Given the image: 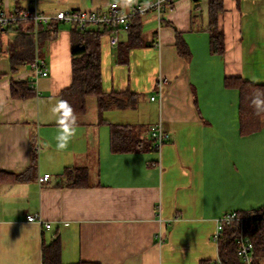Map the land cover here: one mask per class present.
I'll return each instance as SVG.
<instances>
[{
	"label": "crops",
	"instance_id": "obj_1",
	"mask_svg": "<svg viewBox=\"0 0 264 264\" xmlns=\"http://www.w3.org/2000/svg\"><path fill=\"white\" fill-rule=\"evenodd\" d=\"M153 1L0 0V11L55 17ZM141 17L140 46L128 48L129 30L116 48L110 34L100 42L103 92L135 93V106L100 113L93 97L85 115L67 120L74 26L34 27L30 53L12 47L27 25L0 30V264H219L217 221L264 209V123L242 133L240 92L226 86H264V0H222L215 25L210 0L174 1L163 25L154 11ZM214 28L223 54L212 50ZM36 58L48 77L32 71ZM13 83L35 95L12 97ZM159 122L169 135L160 152L150 133ZM113 126L134 128L142 146L115 151ZM34 154V176L18 181Z\"/></svg>",
	"mask_w": 264,
	"mask_h": 264
},
{
	"label": "trees",
	"instance_id": "obj_2",
	"mask_svg": "<svg viewBox=\"0 0 264 264\" xmlns=\"http://www.w3.org/2000/svg\"><path fill=\"white\" fill-rule=\"evenodd\" d=\"M18 2L21 0H17ZM19 4V3H18ZM222 9V0H210V14L212 24L215 25L216 18ZM141 16H135L130 21L128 48L141 45ZM52 24V23H51ZM27 25L24 36L19 37L12 47L17 44L26 47L27 53L34 51V26L33 22H20L19 28ZM9 28L5 29L8 31ZM3 30V29H0ZM72 57H73V84L61 95V110L64 119L83 116L87 112L90 98L97 99L100 113L110 109H126L134 107L137 103L135 93H121L106 95L102 90L101 72V38L107 34L117 33L120 29L107 26H90L86 31H81L74 26L72 31ZM212 50L214 53H224V35L217 28L212 29ZM34 38V39H33ZM0 43V54H1ZM180 51L184 54L183 48ZM228 88L238 89L240 92V128L244 134L255 132L264 123V86L254 85L242 78L226 79ZM12 97L28 99L35 95L29 83H13ZM113 149L118 152L136 151L142 146V141L135 136V130L131 127L113 126L112 128ZM154 142V141H153ZM38 158L34 154L32 161V172L30 174L16 175L18 181L30 180L37 169ZM248 217L244 225L245 234L251 239L255 247V264H264V209L259 212L240 213ZM240 228L236 223L225 226L223 235L219 241L221 264H243L237 254V241ZM59 242L56 240L50 247V252L58 250ZM50 252H46L49 257Z\"/></svg>",
	"mask_w": 264,
	"mask_h": 264
},
{
	"label": "built area",
	"instance_id": "obj_3",
	"mask_svg": "<svg viewBox=\"0 0 264 264\" xmlns=\"http://www.w3.org/2000/svg\"><path fill=\"white\" fill-rule=\"evenodd\" d=\"M176 0H155L139 6L125 7L122 3L113 4L107 11H62L55 17H50L35 9H28L22 12L11 14L6 11H0V29H7L17 26L20 22H33L38 29L42 25L51 24L53 22H65L78 27L81 31H86L90 26H107L115 30L128 31L130 28V21L135 16H144L150 11L157 14L160 25L164 23V17L167 11L172 9ZM110 43L113 47H118L120 38L117 33L110 35ZM32 71L37 77H48L50 72L46 62L43 59L36 58L31 63ZM152 101L156 98L152 97ZM151 137L154 141V149L161 151L163 146L169 140V135L164 131L162 122L154 125L150 129ZM50 181V175H45L40 178V183ZM38 218L36 216H29L28 221L35 222ZM248 217L241 215L239 212L226 213L217 221V230L213 235V240L219 243L225 226L236 223L240 228V235L237 241V254L243 264H255V247L254 243L244 232V225ZM48 229L51 225H46ZM219 264L220 261H219Z\"/></svg>",
	"mask_w": 264,
	"mask_h": 264
},
{
	"label": "water",
	"instance_id": "obj_4",
	"mask_svg": "<svg viewBox=\"0 0 264 264\" xmlns=\"http://www.w3.org/2000/svg\"><path fill=\"white\" fill-rule=\"evenodd\" d=\"M196 1H198V0H196Z\"/></svg>",
	"mask_w": 264,
	"mask_h": 264
}]
</instances>
